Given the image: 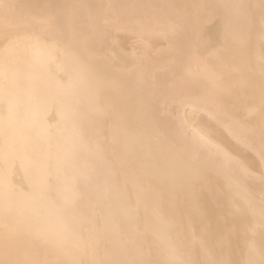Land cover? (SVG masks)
<instances>
[{
	"label": "bare ground",
	"instance_id": "obj_1",
	"mask_svg": "<svg viewBox=\"0 0 264 264\" xmlns=\"http://www.w3.org/2000/svg\"><path fill=\"white\" fill-rule=\"evenodd\" d=\"M164 1L0 0V264H29L41 244L57 253L60 264L87 258L99 264L111 252L117 259L141 252L142 246L124 248L117 224L129 219L127 183L136 207L147 210L144 224L158 260L178 264L180 251L166 230L172 221L161 217L160 198L190 192L189 184L199 178L193 163L198 167L203 160L248 211L247 229L264 230V69L258 66L252 75L245 56L230 64L219 58L232 10L227 22H186ZM116 30L156 33L165 38L159 43L171 45L135 46V35L127 44L116 40ZM105 32L111 41L102 49L97 45ZM125 45L130 57H124ZM254 60L262 64L263 56L257 52ZM101 91L110 94L105 104L98 99ZM105 106L114 108L111 148L137 157L131 156L135 166L126 167L129 173L117 184L109 180L112 169L105 161L120 164L123 157L102 151L97 130ZM90 115L95 120L87 140L81 124ZM170 130L183 145L165 142ZM137 173L150 183L143 185ZM236 203L229 208L239 210ZM91 204L100 231L87 227L90 215L82 206ZM196 238L203 237L192 233L191 241ZM248 241L246 248L255 245ZM101 244L108 246L103 254ZM201 248L203 258L210 257ZM224 258L216 263L228 264Z\"/></svg>",
	"mask_w": 264,
	"mask_h": 264
},
{
	"label": "rangeland",
	"instance_id": "obj_2",
	"mask_svg": "<svg viewBox=\"0 0 264 264\" xmlns=\"http://www.w3.org/2000/svg\"><path fill=\"white\" fill-rule=\"evenodd\" d=\"M164 2L167 4L170 3L171 5L168 4L169 6H172L173 8L175 7V9H178V14L180 15L179 16L180 19L186 22L190 20L199 21L202 23L204 22L207 24H213L216 21H219L222 23V21L224 20H225L224 22H227L228 18L230 17L228 16V13L232 10L231 13L233 14H230L232 15V17L229 19L230 21L229 23H231V25L233 26L231 27L232 29L229 28V30L231 29L233 33H231V30L230 32L229 30L227 32H229L228 34L231 33V35L232 34L233 35L231 37V35L228 36L227 34V36L225 37L222 48L219 49L217 52L219 54V58H222V60L230 64L231 62L237 61L240 55L245 56L249 61L250 72L252 75H254L253 73H255L258 66H261L262 69H264V43H262V41L260 42V39L263 35L264 0H232V1L231 0H228V1L227 0H168ZM225 4H227L226 7H225ZM232 8L235 10L234 12ZM113 33L117 34V36L115 35L118 38V39L115 38L116 40L120 42L124 41V43L128 41L130 42V44L134 42L133 45L135 46L137 43L144 44V42L145 43L152 42V44H158L159 42L163 43L164 42L163 40H165V38L162 37L163 35H159V34L157 35L156 33L135 35L129 31H122V30L112 31V34ZM109 35L110 34L108 33L106 35V32H105V39H104L105 43L102 42L99 44V46L97 45V47H102L103 49L106 45H109L111 41L110 39L107 40V36ZM132 35H135L137 37L134 38V36ZM131 36L133 38L132 40L133 42L129 41L131 40L130 39ZM177 42H174V43H177ZM168 44H165V43L161 44L160 47L163 49L162 47L163 45L167 49L170 47L171 43H168ZM178 46L181 47V45L179 44ZM126 47L127 48H125V51L126 50L130 51L129 50L130 46L128 47L127 45ZM128 51H126L125 53V55L127 56H124V57H128V56L130 57V55L128 54ZM122 52L124 54V51ZM257 52H259L263 56L262 64L261 63L259 64L258 62L254 60V55ZM121 53H120V56L123 57ZM180 54L178 53L177 55H180ZM131 57H132V53H131ZM190 85L188 87H193V84L192 86ZM236 91L238 92V90ZM235 94L237 93L235 92ZM108 95H110L108 92L101 91L98 97L99 101L104 104L107 103ZM113 111H114L113 106L111 107L105 106L103 113L97 118L98 119L97 130L102 137V141H101L102 151L106 155L116 154L119 157L121 156V158L123 157L122 159L123 161L120 162L121 165L118 162H115L114 160L107 159L105 161L106 162L105 164L112 169V175L109 180L117 184V183H121V180L123 179L124 175L129 173L127 172L128 170H126V167L129 168L130 164L135 166L133 164L135 162H131V161L132 159L133 160L135 158L137 159V157L135 154L136 152L132 153L135 155H130V156L128 155L127 157V155L124 152L111 148V145L108 139L111 134V126L115 123V116H114ZM201 113H199L196 110L191 111V114L199 115L198 116L199 118L202 117ZM161 114L163 115V113ZM161 114H160L159 119L161 118ZM164 115H169V114H164ZM202 115H205V113H202ZM165 118L166 117L164 116V120ZM173 118L174 117L171 116L170 121L171 119L173 121ZM94 120L95 118L90 115L88 117H85L84 120L82 121L81 128L86 133L87 140H88L90 133L93 132L92 123L94 122ZM162 121H163V117H162ZM166 121H168L167 118H166ZM168 123L170 124L171 122L168 121ZM165 124L167 125V122ZM173 125L175 124L173 123ZM252 125L257 131H259L261 128L260 124L257 121H252ZM171 127L169 128L171 129ZM165 128H167V126ZM169 128L167 130H169ZM168 133H167L168 135L167 134L163 135V136L167 135L165 137L166 139L164 138V140H167V139L168 140L165 142L172 140V141H175V143L177 142L176 145H183L181 140H179L178 138H175V136L176 137L178 136V133H176V131L170 130L168 131ZM174 133L176 135L171 136V135H174ZM173 138H175V140H173ZM180 142L181 144H179ZM155 152L156 150H153V153ZM131 156H133L134 158L132 157L131 159ZM159 158H162V157H159ZM193 165L194 167H196V171H198L199 178L195 179L194 181H192L191 184H189L190 192H188L187 190H184L180 192L176 197L174 196V199H172L173 198L172 196H169L170 197L169 198L168 195H165V194H164L165 196L163 195L160 198V202H161L160 204H161V209H162L161 217H163L164 219H170L172 221L169 227L166 226V230L167 228L169 229V235L172 236V239L174 241L172 248L175 251H180L181 256L177 260V261L180 260L178 264H212V263H209L210 261L208 262V260L209 259L211 260L212 257L214 258V260L212 258L213 262H215L214 264H217L218 261L224 257H225L224 259H226L230 264H245V261H246L245 259H248L250 261H253L251 259L255 260V253L257 252L260 253L259 256L260 258L263 257L262 258L263 260L261 259L259 260V256H256V258L258 259H256L255 262L253 263L261 264V262L264 261V253H263L264 252V230L258 229L255 232H250V230L247 229L248 226L250 225L249 223H251L250 221L251 219H249L248 211L244 210L245 208L241 204L236 203L235 201L236 198H233L234 197L233 194L231 195V191L229 190L227 185L224 184V181H223L224 179L222 178V176L217 174L216 171L214 172L213 170H210L209 169L210 166L208 165L207 161L203 160V162H200V164L198 162V167L196 163L195 164L193 163ZM133 168L135 169L136 167H133ZM121 169H124V170L121 171ZM205 169H207L208 171ZM142 176L143 175L141 173L136 174V177L143 183V185L145 184L146 186V184H149L150 182L148 183V181H146ZM223 187L227 189L225 190ZM126 188H125L126 191L124 192V195L127 196V199L125 201L126 202L125 206L130 210V212L126 214L129 217V219L127 220L124 217L118 218L117 224L119 227L121 226L120 229L123 230V232H121V235H123L122 238L126 239L124 240V248L128 250H133L134 246H142L143 250L139 253H134V254L132 253V255L129 254V256L122 257V259H119L120 257L117 259L116 256L118 255L114 252L113 253L111 252L109 256L105 257L107 259L103 258L100 262L102 264H110L111 262L110 259L113 257L112 260L114 259L118 261L116 263V261L113 260L114 264H163V261H162L163 259L158 256V252L152 244L151 236L145 228L144 220L147 214V210L146 208L136 207V201L133 196V192L132 193L130 192L128 183L126 185ZM121 193L122 192H120L119 194ZM228 194L229 196L230 195L232 196L234 201L231 197L229 198ZM227 200L232 204L236 203L237 207H239V210L235 211L238 208H236L235 210L233 207L229 208V205L231 206V204L228 203ZM93 205L94 204L82 206V209H83L82 211H87L88 214L90 215L89 223L87 224L88 229L95 228L97 231H100L101 230L100 216L98 214V211L96 210V205L95 206ZM114 205L111 206L112 209H120L119 204H114ZM242 211L243 212L245 211L244 212L245 214ZM247 214H248V217L246 216ZM245 222L247 225H245ZM126 225L128 226L130 225V226L128 227ZM230 227L233 230L235 228V231L233 230L230 231L231 230ZM240 228L241 230L245 228L246 229L244 230L245 232L244 231L241 232L239 230ZM192 233H194V235H196V237L198 238L203 237L201 239L202 241H200V239H197V238H196L197 240L194 239L193 241H191L190 238H191ZM248 240L254 241L255 245L249 248H246L247 247L246 245L249 242ZM203 246L208 248L207 250L209 251V253L207 255H210V257L207 256L203 258V255H202L203 251L201 248ZM106 248H108L106 244H101L100 249H99L100 253L103 254ZM36 249H37L36 254L34 258L32 259V261L29 262V264H60L61 263V260L59 262V259L56 256L57 253L46 250L42 244H41V247L36 248ZM248 254L250 255L253 254L254 255L253 258H251L252 255L250 256ZM249 256L251 259L249 258ZM158 259H162L161 260L162 263ZM85 260H88V258ZM85 260L83 261V264H88ZM113 261H112V264H113ZM140 262H143V263H140Z\"/></svg>",
	"mask_w": 264,
	"mask_h": 264
}]
</instances>
